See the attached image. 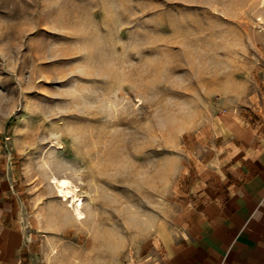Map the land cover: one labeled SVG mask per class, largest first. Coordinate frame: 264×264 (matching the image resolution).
<instances>
[{
  "label": "rangeland",
  "instance_id": "obj_1",
  "mask_svg": "<svg viewBox=\"0 0 264 264\" xmlns=\"http://www.w3.org/2000/svg\"><path fill=\"white\" fill-rule=\"evenodd\" d=\"M263 144L264 0H0V212L30 264L161 261Z\"/></svg>",
  "mask_w": 264,
  "mask_h": 264
},
{
  "label": "crops",
  "instance_id": "obj_2",
  "mask_svg": "<svg viewBox=\"0 0 264 264\" xmlns=\"http://www.w3.org/2000/svg\"><path fill=\"white\" fill-rule=\"evenodd\" d=\"M225 160L214 206L188 220L155 264H264V144L246 154L231 149ZM14 215L0 212V264H30L25 225Z\"/></svg>",
  "mask_w": 264,
  "mask_h": 264
},
{
  "label": "bare ground",
  "instance_id": "obj_3",
  "mask_svg": "<svg viewBox=\"0 0 264 264\" xmlns=\"http://www.w3.org/2000/svg\"><path fill=\"white\" fill-rule=\"evenodd\" d=\"M53 182L56 184L57 190L61 197L65 201L71 203L74 206L75 211L80 219L84 218V213L82 212L83 201L79 198L75 191L71 188V182L66 179L53 178Z\"/></svg>",
  "mask_w": 264,
  "mask_h": 264
}]
</instances>
